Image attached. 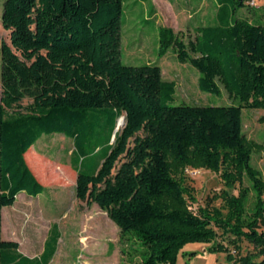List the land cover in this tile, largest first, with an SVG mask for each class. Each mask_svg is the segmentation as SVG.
Wrapping results in <instances>:
<instances>
[{
    "label": "trees",
    "instance_id": "16d2710c",
    "mask_svg": "<svg viewBox=\"0 0 264 264\" xmlns=\"http://www.w3.org/2000/svg\"><path fill=\"white\" fill-rule=\"evenodd\" d=\"M215 1V24L190 34L162 26L158 55L173 50L200 72L201 91L224 89L238 105L171 106L177 84L164 80L160 66L124 65V0L5 1L0 264H50L57 252V225L36 258L2 239L3 208L21 193L46 192L33 173L45 181V171L28 152L54 134L74 141L76 197L97 204L140 246L142 260L132 264H177L180 255H197L183 252L189 244L226 252L235 264H264V170L253 165L264 145L243 131V110H264V11L234 21L236 6L253 0ZM26 99L32 102L23 106ZM121 118L125 126L117 130ZM188 169L220 178L224 188L212 198L219 207L193 209ZM244 242L253 248L245 255Z\"/></svg>",
    "mask_w": 264,
    "mask_h": 264
},
{
    "label": "rangeland",
    "instance_id": "374dc122",
    "mask_svg": "<svg viewBox=\"0 0 264 264\" xmlns=\"http://www.w3.org/2000/svg\"><path fill=\"white\" fill-rule=\"evenodd\" d=\"M5 1L0 0V99L2 95L1 47L3 43L10 44V32L2 26ZM204 1L124 0L121 31L122 63L127 66H160L164 80L177 84L174 101L169 104L171 106L239 104L234 102L224 89L220 95L201 91L199 88L200 72L188 63L179 62L173 50H170L163 58L158 55L160 28L164 26L173 29L176 33L180 31L192 33L193 27L201 26V16H211L213 13L212 5ZM256 4V8L249 4L237 5L232 13L234 21L237 19L253 20L257 14L264 11V0H256ZM192 15L194 19H190ZM210 24L212 23L209 22L207 25ZM31 102L26 99L23 106H28ZM123 125L124 121L121 118L118 121V128L122 129ZM243 131L248 138L264 145V110L244 109ZM73 150L74 141L72 139L54 134L42 136L28 152L34 155L35 161L45 171L46 180L44 181L28 163L39 181L47 187V191L37 197L21 193L16 205L6 208L3 214L5 231L2 233V239L7 241L6 237L12 238L10 240L16 239L24 254L39 256L49 228L57 223L62 236L58 243L57 254L51 264H110L113 260L111 255L119 246L120 231L113 227L116 225L112 221L110 222L113 226L111 225L106 214L98 207H88L75 198L76 191L72 188L77 173L71 165ZM124 161L122 159L117 168ZM253 165L264 170V151L254 155ZM183 175L185 184L194 190L197 201L192 207L195 211L199 208L221 205L220 201L212 200L213 195L224 188L216 174L206 170L188 169ZM262 230L264 231V228ZM53 246V240H50L47 246L48 252ZM242 246L243 255L253 249L246 242ZM208 247L209 245L202 244L187 245L183 252H196L197 255L195 257L180 255L177 264H235L229 259L228 253H208L206 251Z\"/></svg>",
    "mask_w": 264,
    "mask_h": 264
},
{
    "label": "crops",
    "instance_id": "0c3cea01",
    "mask_svg": "<svg viewBox=\"0 0 264 264\" xmlns=\"http://www.w3.org/2000/svg\"><path fill=\"white\" fill-rule=\"evenodd\" d=\"M204 2H206V3H209V4H211L212 5V8H213V13H212V15L211 16H201L200 17V22H201V26H196V27H193L192 29H197V28H199V27H202V26H206L207 24H209V22H211L212 24H215L216 23V15H217V9H218V3L215 1V0H205ZM203 2V3H204ZM199 12H201V11H199ZM198 12V13H199ZM194 15H197V14H194ZM190 19H194V16L192 15L191 17H190ZM203 22H206V23H203ZM204 24H206V25H204ZM164 27V26H163ZM27 159V158H26ZM34 175H35V173H34ZM36 177H37V175H35ZM38 179V178H37ZM39 180V179H38ZM42 185L44 184L43 182H41V181H39ZM76 182H77V174H76V178H75V180L73 181V183H74V185H73V190L75 189V191H76ZM45 188H46V191H47V187L45 186V185H43ZM73 193H74V191H73ZM75 198L78 200V201H80L77 197H76V192H75ZM19 197V195L17 196V198ZM16 202H17V200H16ZM16 202H15V204L13 205V206H15L16 205ZM81 203H85L88 207H93V206H96V207H98L102 212H104L97 204H87V202H83V201H80ZM13 206H11V207H13ZM11 207H9V208H11ZM7 207H5V208H3V210H2V233L5 231V224H4V220H3V214H4V211L5 210H7L6 209ZM8 208V209H9ZM105 214H106V216H107V219L109 220V222L111 221L110 220V218L108 217V215H107V213L106 212H104ZM111 223V222H110ZM114 223V222H113ZM115 224V223H114ZM54 225H57L58 227H59V224H57V223H54V224H52L51 225V227L49 228V230H48V232H47V236H46V239L45 240H47V238H48V236L50 235V232H51V229H52V226H54ZM111 225L113 226V224L111 223ZM116 225V224H115ZM113 227H115L116 229H118L119 231H120V240H119V246L114 250V252H113V254L111 255V258H113V260L111 261V263L110 264H132V263H135V262H140L141 260H142V257H141V252H140V246L137 244L136 245V243L132 240V241H129V240H126V239H124L123 237H122V235H121V230L119 229V228H117L116 226H113ZM59 231H60V227H59ZM60 234H61V236H62V233H61V231H60ZM7 239H8V241H12V242H16V243H18L19 244V242H18V240H16V239H13V240H10V239H12V238H8V237H6ZM5 241H7V240H5ZM60 241V240H59ZM45 242V241H44ZM203 245V244H202ZM43 250H44V245H43ZM43 250H42V252H43ZM19 252L20 253H22L23 255H25V256H27V257H29V258H36V257H39L41 254H42V252H41V254H39V256L37 255V256H29V255H26V254H24L23 252H22V249H21V246H20V244H19ZM185 252V251H184ZM56 254H57V252H56ZM55 254V255H56ZM55 257V256H54ZM54 257H53V259H54ZM53 259H52V261H53ZM51 261V262H52ZM51 262H50V264H51Z\"/></svg>",
    "mask_w": 264,
    "mask_h": 264
},
{
    "label": "built area",
    "instance_id": "2783aa9c",
    "mask_svg": "<svg viewBox=\"0 0 264 264\" xmlns=\"http://www.w3.org/2000/svg\"><path fill=\"white\" fill-rule=\"evenodd\" d=\"M248 4H249L251 7H254V8L257 7L256 0L251 1V2H249Z\"/></svg>",
    "mask_w": 264,
    "mask_h": 264
},
{
    "label": "water",
    "instance_id": "95a60500",
    "mask_svg": "<svg viewBox=\"0 0 264 264\" xmlns=\"http://www.w3.org/2000/svg\"><path fill=\"white\" fill-rule=\"evenodd\" d=\"M123 120L125 121V119L123 118ZM125 126V123H124V125H123V127ZM119 128H117V130H118Z\"/></svg>",
    "mask_w": 264,
    "mask_h": 264
},
{
    "label": "bare ground",
    "instance_id": "6f19581e",
    "mask_svg": "<svg viewBox=\"0 0 264 264\" xmlns=\"http://www.w3.org/2000/svg\"><path fill=\"white\" fill-rule=\"evenodd\" d=\"M124 121V120H123ZM124 123H125V121H124Z\"/></svg>",
    "mask_w": 264,
    "mask_h": 264
}]
</instances>
